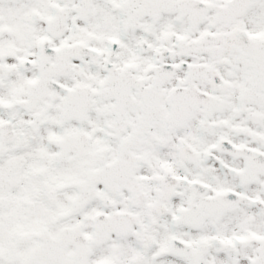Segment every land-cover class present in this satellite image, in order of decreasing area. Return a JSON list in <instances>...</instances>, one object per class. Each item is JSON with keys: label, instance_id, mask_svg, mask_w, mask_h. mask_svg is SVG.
I'll list each match as a JSON object with an SVG mask.
<instances>
[{"label": "snow or ice", "instance_id": "1", "mask_svg": "<svg viewBox=\"0 0 264 264\" xmlns=\"http://www.w3.org/2000/svg\"><path fill=\"white\" fill-rule=\"evenodd\" d=\"M0 264H264V0H0Z\"/></svg>", "mask_w": 264, "mask_h": 264}]
</instances>
